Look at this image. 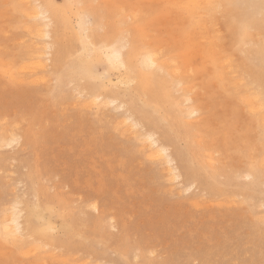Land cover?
Returning a JSON list of instances; mask_svg holds the SVG:
<instances>
[{
  "label": "bare ground",
  "instance_id": "6f19581e",
  "mask_svg": "<svg viewBox=\"0 0 264 264\" xmlns=\"http://www.w3.org/2000/svg\"><path fill=\"white\" fill-rule=\"evenodd\" d=\"M138 1L133 3L137 5ZM147 1L164 4L160 6L162 14H156V24L173 19L178 27L175 56L159 40H150L151 26L147 22L151 17L137 24L139 7L131 8L125 16L116 5L106 9L95 5V0H65L61 5L55 0H9L13 12L28 20L22 27L32 38L11 61L1 62L3 72L11 83H25L27 75L38 76L30 82L54 79L53 94L74 95V106L94 110L98 122L114 120V130L136 140L146 158L161 167L172 188L179 184L184 188H178L180 192H186L201 186L202 197L205 191L216 197L225 193L237 203L248 202L251 192L261 190L260 202L253 206L264 207V0ZM225 50L237 53L239 61L234 62L233 54ZM201 70L209 74L204 84L217 83L227 94H235V114L245 116L239 105L243 104L255 116L237 145L229 144V140H237L236 129L224 134L226 129L220 123L210 126L211 120L203 117V98L196 97L187 85V79ZM47 71L54 78L47 79ZM115 72L119 74L117 79L113 77ZM229 82L234 93L227 90ZM0 125V148L20 146V154L30 134L3 119ZM204 126L211 140L228 134L223 141L226 153L236 147L241 149L240 158L246 159L238 158L237 164L225 171L223 181L219 177L224 174V163L214 154L217 151L208 154L211 167L196 162L199 153L194 154V138ZM209 140L200 137L198 152L211 148ZM25 177L27 191L14 193L11 202L0 206V246L10 248L11 253L30 255L46 250L54 260L69 262L77 249L69 241L76 238L82 248L103 254L105 260L97 264H134V260L142 259L143 251L117 246L111 249L97 238L101 223L108 229L119 226L99 204H86L99 213L101 220L91 228L87 221L75 220L69 199L57 192L49 199L48 188L39 182L36 169L31 168ZM58 216L64 218L62 224H58ZM261 218L264 221V214Z\"/></svg>",
  "mask_w": 264,
  "mask_h": 264
},
{
  "label": "rangeland",
  "instance_id": "374dc122",
  "mask_svg": "<svg viewBox=\"0 0 264 264\" xmlns=\"http://www.w3.org/2000/svg\"><path fill=\"white\" fill-rule=\"evenodd\" d=\"M8 1L0 0V120L29 133L30 141L20 154H17L20 146L0 148V206L11 202L14 193L27 191L25 175L33 168L39 172L42 186L48 188L49 199L55 198L56 192L69 199L75 220L87 221L91 228L101 221L99 213L86 205L89 202L99 204L107 216H114L119 226L108 229L101 223L97 238L111 249L117 246L132 248V252L143 251L142 259L134 260V264H143V261L145 264H264V221L261 218L264 207L253 206L260 202L261 190H254L249 194L250 200L241 203L225 193L216 197L205 191L202 197L201 186L182 193L178 188L183 187L175 184L172 188L161 167L146 158L136 140L127 139L114 130V120L98 122L94 110L74 106V95L53 94L55 81L51 78L54 75L48 76L51 71L45 73H49L47 79H51L45 83L30 82L38 77L35 75H27L25 83L9 81L1 62L11 61L19 49L31 43L32 36L22 27L28 20L13 12ZM64 1L55 0L59 5ZM134 1L95 0V5L107 9L114 4L125 16L131 8L139 7L137 24L151 17L147 22L151 26L150 40H159L158 43L175 56L178 49L174 36H179L178 27L173 19L167 24H156L159 18L156 14H162L160 6L164 4L140 0L136 5ZM106 20L110 22V18ZM225 41L228 43L226 38ZM227 53L233 54L234 62L239 61L237 53ZM104 65H101L103 69ZM202 71L189 77L187 85L192 87L196 97L203 98V117L211 120L210 126L220 123L226 129L224 134L233 133L231 128L236 129L234 138L237 140L231 143V139L229 144L237 145L245 136L244 129L252 127L250 119L255 116L243 104L239 105L245 116L235 114L233 104L238 103L234 101L237 100L235 94H227L217 83L216 86L204 84L209 74ZM115 73L113 77L117 79L119 74ZM233 89L229 82L227 90L234 93ZM202 136L210 139L206 143L211 148L201 149L200 153L197 145L200 146L198 140ZM226 137L228 134L211 140L204 126L194 138L197 143L194 154L199 153L196 162L211 167L208 154L212 151H217L214 154L222 159L224 174L219 177L220 181L225 179V171L237 164L238 158L246 160L240 158L241 149L235 146V151L226 153ZM26 197L33 198V195L26 193ZM57 221L62 224L64 218L58 216ZM119 232L122 233L114 236ZM69 242L77 247L69 262L54 260L46 250L30 255L11 253L10 248L0 246V264H97L105 260L102 253L96 255L94 249L82 248L78 239L72 238Z\"/></svg>",
  "mask_w": 264,
  "mask_h": 264
}]
</instances>
